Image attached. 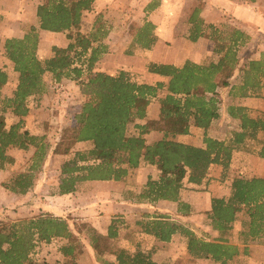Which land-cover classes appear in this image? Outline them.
Wrapping results in <instances>:
<instances>
[{"label":"trees","instance_id":"16d2710c","mask_svg":"<svg viewBox=\"0 0 264 264\" xmlns=\"http://www.w3.org/2000/svg\"><path fill=\"white\" fill-rule=\"evenodd\" d=\"M95 1L43 0L36 12L39 29L32 26L23 38L5 41V56L19 76L13 96L2 97L1 91L8 84L9 75L0 68V170L14 166L16 161L8 153L11 148L25 152L34 148L35 152L30 171L18 174L12 179V185L3 187L16 194H27L34 187L33 172L41 167L47 146L43 137L24 130L23 119L30 113L28 100L44 91V75L51 73L57 82L63 79L80 81L87 96L75 116V126L64 129L54 154L69 155L81 143L92 146L87 151H77L76 157L63 165L59 194L75 193L79 184L87 181H122L131 169L139 168L145 162L155 166L160 176L158 179L150 177L144 190L135 194V198L149 203H178V213L188 216L190 205L180 197L185 179L200 186L208 178L213 165L228 170L234 152L247 146L249 141L256 142L254 153L264 160V140L259 138L264 134V113L254 118L249 108L232 104L227 112L231 119L239 121V130L232 132L228 141L208 134L212 124L221 117L220 88H230L233 99L262 96L264 60L248 59L246 65L240 67L243 60L238 56V49L250 40V36L241 29H234L225 36L224 31L211 25L207 35L215 43L219 61L204 65L187 61L181 67L151 64L149 71L167 78V84H140L125 71L117 75L94 72L96 64L106 53V47L100 43L106 34L103 22L96 20L97 29L89 34L80 31L74 34L73 30L81 27L84 14L93 10ZM189 23L192 25L188 36L190 41L197 42L205 37L200 9L193 12ZM154 28L147 23L139 32V42L144 43L145 49L152 47ZM39 30L67 33L70 44L65 49L54 47V56L43 61L37 55ZM236 71L242 72V80L239 84H232ZM165 87L167 94L160 100L159 119L138 125V136L129 135V124L147 117L151 101ZM8 111L21 118L9 128L5 116ZM192 126L204 131V147L174 140L177 136L189 135ZM153 131L163 133L164 137L149 144L144 135ZM211 202L208 217L219 235L216 239L200 238L186 226L170 221L169 217L149 220L141 227L146 234L165 243L180 234L186 238L192 258L228 264L242 252L240 245L230 239L239 214L245 212L248 218L239 234L245 255L249 243L264 236V177L235 178L230 196L214 197ZM120 228L121 220L114 218L107 235L95 227L88 230L90 246L103 264H160L153 260V252L141 248L130 251L118 245ZM72 237L68 223L61 218L41 216L11 225L0 222V264H49L32 258L37 246L49 244L55 238L72 240ZM61 253L62 264H80L79 253L72 244L62 246ZM106 255L114 256L115 260H105Z\"/></svg>","mask_w":264,"mask_h":264},{"label":"rangeland","instance_id":"374dc122","mask_svg":"<svg viewBox=\"0 0 264 264\" xmlns=\"http://www.w3.org/2000/svg\"><path fill=\"white\" fill-rule=\"evenodd\" d=\"M22 1L23 3H25L22 11L21 9L19 11L22 16L12 14L3 15L5 20L2 27H0V68L5 70L9 75V82L1 91L2 97L13 96L19 76L18 73L14 71V65L5 56L4 44L7 40V35L13 34L17 36L16 38H23L30 30V27L28 26H30L31 22L35 20V7L38 3L43 2V0ZM237 1H239L240 3H244V5L247 7L255 9L257 12H260L264 16V0H257L256 2H249L248 0ZM126 2L127 0H124L123 3H121L123 7L126 6L128 10L133 9L134 11L139 10L140 12H142L141 8L135 6V4L133 6L130 3L127 4ZM154 2V0H149L147 6L154 7ZM3 6L12 10L17 9V4L14 5V3H11L10 0H4ZM249 10H246V15H248ZM91 15L92 14L90 13L87 16L90 21L92 19ZM248 17L249 16H247V18H245V21H242L241 24H237V22L233 20V17L230 16L228 18H225L224 26L219 27V30L224 31L225 36L231 33L232 30L237 29V27L243 28L245 24L251 25L253 29L258 28L257 31H251L250 40L244 46H240L238 49V56L243 60L240 67L245 66L250 57H259L261 53L263 56L262 59L264 60V32H262L263 35H261L259 33L261 32V28L258 27V25L261 23H252L250 22L251 20ZM136 20L137 19L134 18L135 23H137ZM215 54L216 53H214L213 57H216ZM110 65L112 66V64ZM242 76L243 74L241 71H236L234 77L231 79V83L239 84L242 80ZM44 83V91L40 95L33 96L28 100L30 111H35L34 118L37 122L36 126H38L37 132H40L39 135L33 136L43 137L44 143L47 146V155L40 163L41 167L37 171L33 172L35 183L34 186L36 185L37 188L36 197L38 198V200L42 199L41 201H45L47 196H55V194H59L58 186L62 178V167L66 162L71 161L76 157L75 154L77 153L78 145H76V150H74L69 155L54 154L56 156L49 157V154L51 152V149L56 147L57 144L61 141L64 129L72 128L73 126H75V116L81 111L84 102L87 100V96L84 93L85 87L80 84V81L63 79L60 82H57L51 73H46L44 75ZM221 89L222 91L219 96V99L221 101V117L217 121H215L214 124H212L210 130L208 131V134L215 139L228 141L232 137V132L239 130V121L231 119V117L228 115V106L232 104L243 106L242 102L244 99H233L229 93L230 88L222 87ZM251 104L252 107L251 109H249L250 115L254 118L262 116V114L264 113V89L262 91V96L260 98H253ZM5 116L8 128L13 126L14 124H17V120L15 119L16 116H14L11 111H8ZM23 122V127H25L26 121ZM137 126L138 124H129L128 134L137 136L136 133L140 131ZM190 135L191 137L187 138L188 141L199 142L200 145H203V147L205 146V133L203 130L196 131L194 133H191ZM259 138L260 140H264V134H260ZM256 147V142L249 141L247 143V146L243 147L238 152H234L233 156H235V158H232L230 167L226 171H220L219 169L218 171H215L214 169H210L209 175L211 176L209 177L208 175V178H210V180H214V184L216 185L215 188L213 187V190H210L209 188L204 189L201 187L191 189L189 187L185 188L186 190H188V194L190 195V191H206L208 193L215 192L216 195L219 194L224 198H228L231 194V185L235 178L264 177V161L260 160L255 155L254 150ZM83 148L89 150V145ZM30 149L28 150V152L21 150L18 151L16 150V148H11L8 151V153L13 156L16 162L14 166L6 167L5 170L11 173L9 175L7 174V176H9V179L5 183H3V185H12V179L15 178V176L20 173L30 171V167L33 164V154H31ZM59 156L63 157L59 158ZM132 174L133 181L136 182L138 177L140 181L137 182H139V184H141V182H145L148 177H153L152 173H150L148 170L144 171L142 177H140V175L137 174L135 170L132 172ZM186 181L187 179H185L184 182ZM84 193L86 194L85 198L84 196H82L83 201L82 198H79L75 201L70 199L68 201L65 200L57 204L55 203L53 205L55 209L53 210L51 209L48 211L43 209V207L38 209L37 214H40V216H36V218L41 216H51L54 218H61L65 220L69 225L73 237L72 240L55 238L49 244H39L32 255V258L34 260L49 264H62L63 255L61 253V248L64 245L72 244L76 248V251L79 253L80 264H103L99 260L96 252L94 253L92 251L88 233V230L94 227L93 224L95 220H97V218H99V215L101 214L99 209H94L95 206H97L98 198L97 196H95V194L92 193L91 187L86 189L84 192L82 191V195H84ZM138 193L139 189L135 191L134 194L139 195ZM191 195L200 196L199 193ZM200 202L202 203L201 211L196 212L195 210L190 209L191 212L188 216H181L178 213V208L177 212H175V208L173 209V205H158V202L150 203L151 206L153 205L154 207H149V209L147 208L148 210L146 208L144 209L145 211L137 210L136 214H143V219L139 221L144 222L155 220L157 218L159 219V217H169L170 221L186 226L187 228L195 232L200 238H207L210 240L216 239L219 235L213 230L211 220L208 217V213L211 209L205 210L204 201L201 200ZM37 206L40 207L41 204H38ZM133 211L129 212L128 215H132ZM176 214L178 217L176 216ZM21 218L22 217L17 209H15L14 202L12 200L6 199L0 201V222L11 225L13 223L25 221ZM135 220L136 218L132 220L131 225H133V227L137 229L135 226ZM247 220L248 218L245 212L239 214L234 225V230L230 232V239L234 243L240 245L242 252L238 257H236L232 262L228 264H264V236L255 242L249 243L248 254H244V245H242L239 234L243 229V222ZM102 225L104 226V229H106V227L108 226V224H106L105 222ZM175 236H177L178 238L170 245H154V242L152 240H149L146 243L147 247L149 248L153 246L151 249H149L150 252H153V255L155 254L157 249H161V251L163 252V264H220L211 260H198L192 258L187 250L186 238H184L180 234H177ZM118 245L122 247L126 246L125 242ZM115 247H117V245H115ZM104 259L114 261L115 257L106 255Z\"/></svg>","mask_w":264,"mask_h":264},{"label":"crops","instance_id":"0c3cea01","mask_svg":"<svg viewBox=\"0 0 264 264\" xmlns=\"http://www.w3.org/2000/svg\"><path fill=\"white\" fill-rule=\"evenodd\" d=\"M10 1L11 3H14V5L17 4V9L12 10L4 7V0H0V27H2L5 20L3 15L12 14L22 16L19 11L20 9L22 11L25 3H23L22 0ZM123 1L124 0H96L93 10L84 14L81 27L78 30H73V33L75 34L77 31H80L84 34H89L97 29L95 25L96 20H101L106 34L100 43L106 47V53L96 64L94 72H104L111 75H117L121 71H125L134 81L140 84L156 85L157 83H168L167 78L149 71V66L151 64L181 67L187 61H192L197 64H208L211 62L217 63L220 59V55L215 52V43L208 38L207 33L210 31L209 26L211 25H214L218 29L219 27H223L225 18L232 16L237 24H241L242 21H245V18L249 16L248 18H250V22H254L255 24L261 23L258 25V27L261 28V32L259 33L263 35L262 32H264V16L255 9L247 7L244 3H240L237 0H154V7L147 6L149 0H127V4L130 3L133 6L135 4V6L141 8L142 12L139 10L134 11L133 9L128 10L126 6L123 7L121 4ZM39 4L40 3L35 7L36 12ZM196 9H200V18L204 22L203 28L206 30V35L205 37H201L197 42H192L188 39L192 27L189 21ZM246 10H249L248 15H246ZM90 13L92 14L91 21L87 18ZM134 18L137 19V23L134 22ZM147 23H151L155 27L152 30V37L155 40L150 49L143 48L144 43L139 42V32H141V29H143ZM32 26L39 29L37 15L35 16V20L31 22L28 27L31 28ZM237 29L243 30L249 36L251 35V31L258 30V28L253 29L249 24H245L243 28L237 27ZM13 37L16 38L17 36L8 34L6 39ZM145 42L148 43L147 41ZM69 44L70 40L67 38V33L39 30L37 54L39 58L44 61L54 56V47L65 49ZM214 53H216V57H213ZM262 58L263 56L261 53L259 57L253 56L249 59L261 60ZM110 64H112V66ZM218 91L221 93L222 89L220 88ZM166 94L167 89L165 87L159 92L158 96L151 101L148 107L147 117L144 120H137L134 124L145 125L148 121L158 120L161 108L160 100L165 97ZM252 100L253 98H246L243 100L242 105L251 109ZM34 114L35 111L31 110L30 115L23 119L26 121L24 130L30 132L31 135H39L40 132H37L38 126H36L37 122L35 121ZM15 119L17 120V123L21 120L18 117H15ZM199 130L202 131V129L192 126L190 134ZM139 134L140 131L136 133L137 136ZM190 134L177 136L174 140L197 147H203L199 142L188 141L187 138L191 137ZM163 137V133L156 131L144 135V138L149 144L160 141ZM87 145H89V148H92L90 143H81L78 144L77 151H87L86 148H83ZM54 148L51 149L49 157L56 156L54 155ZM30 151L31 154L34 155L35 149L31 148ZM61 157L63 156H59V158ZM234 158L235 156H233V159ZM212 169L215 171H218V169L223 171L222 167H219V165H213L211 167V170ZM134 170L140 175V177H142L145 170L152 173L153 179H158L160 175L159 170H157L155 166L142 162L139 168L131 169L129 175L122 181L83 182L78 186L75 193L69 195L55 194V196H47L45 201H41L42 199L38 200L36 197V185L30 189L27 194H16L5 189L3 183L9 179L7 174L9 175L11 172L0 170V201L6 199L12 200L15 209H17L22 217L21 219L29 220L35 219L36 216H40V214H37V211L41 207L49 211L55 209L53 206L55 203L57 204L65 200L68 201L72 199L75 201L82 198L83 201L82 196L85 198L86 193L82 195V191L84 192L91 187L92 193L98 198L97 206H95L94 209H99L101 213V216L99 215V218L95 220L93 226L101 234L107 235L111 221L114 218H117L121 220V228L118 232L120 243L125 242L126 246L123 247L128 250L135 251L137 248H141L144 251H149V249L153 247H147L146 243L149 240H152L154 245H170L178 238L177 236H174L170 243H165L157 240L152 235L146 234L141 227L144 221L139 220L143 219V214H136L137 210L145 211V208L149 209V207L153 208L154 206H151L148 201L134 199L135 191L139 189L138 194H140L149 179L148 177L145 182L139 184L137 181L140 180L137 177V181L134 182L132 178V172ZM210 176L211 175H209V177ZM214 183V180L207 178L202 185L198 186L188 183L187 180L184 182V188L180 193L181 201L188 203L191 206V209L198 212L201 211L202 203L200 201L203 200L205 210H210L212 198H223L222 195H216L215 192L208 193L206 191H190L189 195L188 190L185 188L190 187L191 189H194L201 187L213 190V187H216ZM197 193H199L200 196L191 195ZM38 204H41V206L38 207ZM158 205H173V209L175 208V212H177L178 203L159 201ZM131 211H133V214L129 216L128 213ZM134 218H136L135 226L137 229L131 225ZM104 222L108 224L106 229H104V226L102 225ZM92 251L95 253L93 249ZM162 256L163 252L161 249H157L153 255V260L163 264Z\"/></svg>","mask_w":264,"mask_h":264}]
</instances>
